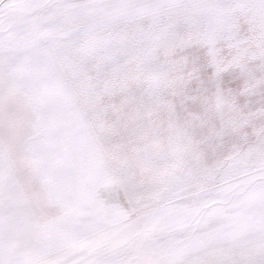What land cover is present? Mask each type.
Here are the masks:
<instances>
[{"label": "snow or ice", "instance_id": "obj_1", "mask_svg": "<svg viewBox=\"0 0 264 264\" xmlns=\"http://www.w3.org/2000/svg\"><path fill=\"white\" fill-rule=\"evenodd\" d=\"M0 264H264V0H0Z\"/></svg>", "mask_w": 264, "mask_h": 264}]
</instances>
